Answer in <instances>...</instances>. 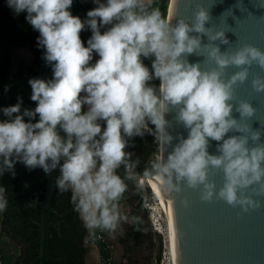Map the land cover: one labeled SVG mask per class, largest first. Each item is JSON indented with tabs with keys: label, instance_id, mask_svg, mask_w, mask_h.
Masks as SVG:
<instances>
[{
	"label": "clouds",
	"instance_id": "1",
	"mask_svg": "<svg viewBox=\"0 0 264 264\" xmlns=\"http://www.w3.org/2000/svg\"><path fill=\"white\" fill-rule=\"evenodd\" d=\"M6 2L15 15L26 13L39 33L37 47L52 77L29 79L34 108L23 107L22 97L0 108L6 117L0 120V175L15 176L17 162L46 175L59 169L55 188L71 193L85 228L114 232L126 219L118 202L127 185L117 170L129 166V142L150 125L162 154L145 175L166 192L186 184L200 189L203 201L215 198L244 211L259 206L247 190L264 194V142L248 123L256 108L237 100L236 88L253 64L264 69V50L247 44L222 51L229 40L224 29L206 26L211 17L202 4L191 18L172 22L152 0H93L86 19L72 14L73 0ZM86 29L91 36L85 45ZM191 55L204 59L190 62ZM233 66L238 70L226 74ZM251 85L264 93V76L253 77ZM170 112L186 137L169 131ZM217 173L223 174L219 187L211 179ZM6 191L0 187V212L7 208ZM147 220L154 225L148 214Z\"/></svg>",
	"mask_w": 264,
	"mask_h": 264
},
{
	"label": "water",
	"instance_id": "2",
	"mask_svg": "<svg viewBox=\"0 0 264 264\" xmlns=\"http://www.w3.org/2000/svg\"><path fill=\"white\" fill-rule=\"evenodd\" d=\"M261 3H264V0H168L166 18L172 22L181 17L191 18L196 5L202 4L208 8L211 17L206 26L224 29L229 40L228 45H220L222 51H231L247 44L264 50V7H260ZM203 59L202 56H189L190 62ZM237 70L234 66L229 67L226 74L230 75ZM48 72L49 65L41 58L35 77L48 79ZM257 75L264 76V69L253 64L249 69L248 80L237 86L236 97L237 100H248L256 108L248 123L254 130L261 131V141L264 142V93H257L251 85L253 77ZM233 114L239 118L238 113ZM166 118L173 122L169 131L174 137L187 136V130L175 122L174 112L168 113ZM175 143L174 139L173 144ZM209 151L215 153V141L210 143ZM161 154L159 146V155ZM164 154L166 156L167 152ZM55 173L56 170H53L47 174L42 199L41 261L44 257L47 212ZM140 178L137 184L147 198L149 186L145 181L154 177L141 175ZM211 179L215 180L219 187L223 182V174L217 173ZM156 192L164 205L168 220L172 264H264V194L256 195L251 188L248 189V194L259 201V206L244 211L240 206L234 207L215 198L203 201L200 189L189 188L186 184L179 192H166L156 179ZM185 201L188 202L187 206Z\"/></svg>",
	"mask_w": 264,
	"mask_h": 264
},
{
	"label": "trees",
	"instance_id": "3",
	"mask_svg": "<svg viewBox=\"0 0 264 264\" xmlns=\"http://www.w3.org/2000/svg\"><path fill=\"white\" fill-rule=\"evenodd\" d=\"M167 5L168 0H152V7L158 8L165 17ZM88 10H90L89 5L82 4L79 0H73L70 11L74 16L86 19ZM25 17L26 13L15 15L8 7L6 0H0V39L2 36L9 37L12 40V45L15 46L28 44L34 53V59L30 64H19L15 74L17 77L12 81H20L14 87L18 91V95L10 105L16 104L17 98L22 97L23 107L34 108L35 102L30 100L31 87L28 81L30 78H35L34 76L39 70L43 50L37 47L39 33L33 30ZM87 35L89 33L84 30L81 33V38ZM4 53L0 51V95L3 92L2 85L6 78L5 71H7L3 66L6 59ZM144 62L150 66V60ZM51 77L52 70L49 66L48 79ZM22 78L26 79L22 80ZM154 83L158 85L159 81H154ZM3 107L6 106L0 108ZM3 119L6 117L0 112V120ZM150 131L151 126L149 125L143 137L137 136L129 142V147L126 149L127 152H132L128 160L129 166L126 168L122 165L117 170L127 185L120 199L122 201L127 198L126 192L133 182L128 169L133 168L138 175H145L146 170L151 168L152 161L157 157L158 145L153 143L154 137L149 134ZM58 174L59 169H56L55 178ZM46 183L47 175L42 168L29 170L20 162L15 164V176L11 172L0 175V187L7 189L5 194L7 208L0 212L1 231L19 248V252L11 258L6 259L1 256L0 264H83V248L81 246L86 238H88V243L94 242L97 246L101 264H115L111 255V243L106 239L105 232L96 230L84 234L86 230L80 227L81 222L77 219L75 210L71 211L66 196L63 197L65 194L55 188V183L47 212L44 257L41 261L40 222ZM147 189L148 196H152L151 189L149 190L148 187ZM133 197L137 201L135 208L140 207L144 193L139 186L133 190ZM147 214L146 209L141 214L136 209L128 229L121 239V242H124L133 252L141 246L143 236L149 231L150 223L147 220ZM133 218L136 220L135 223H133ZM133 255L134 253L129 257L128 264L138 263L136 258H132ZM159 257L160 255L157 256V261ZM116 264H123V262Z\"/></svg>",
	"mask_w": 264,
	"mask_h": 264
},
{
	"label": "rangeland",
	"instance_id": "4",
	"mask_svg": "<svg viewBox=\"0 0 264 264\" xmlns=\"http://www.w3.org/2000/svg\"><path fill=\"white\" fill-rule=\"evenodd\" d=\"M153 143L158 145V143L154 140ZM130 174L133 182L126 193L127 196H132L131 190L137 188V181L141 180L140 176L134 173V171L131 170ZM147 186L149 185L147 184ZM150 192L152 193V196L147 197L143 208L148 211V219L150 216L154 225L152 226L150 223L148 233L143 236L142 244L138 249H135L133 256L138 260L137 264H172V253L167 237L168 225L166 214L153 189H151ZM129 204H134L133 199L129 201ZM118 207L122 217H126V219H122L120 221L114 232L104 231L106 239L111 243V255L112 260L115 263L126 260L127 248L125 243L121 242V239L131 222L130 216L132 213L131 207L129 205H125L124 200H120L118 202ZM154 227L158 228L160 232H157ZM157 234H159V236H157ZM18 252L19 248L12 243L4 233H2L0 225V257L4 256L6 259L11 258ZM158 255H160V257L157 261ZM85 258L88 264H101L100 256L97 253V246L94 242H89Z\"/></svg>",
	"mask_w": 264,
	"mask_h": 264
},
{
	"label": "flooded vegetation",
	"instance_id": "5",
	"mask_svg": "<svg viewBox=\"0 0 264 264\" xmlns=\"http://www.w3.org/2000/svg\"><path fill=\"white\" fill-rule=\"evenodd\" d=\"M79 1L82 4L89 5L90 9L96 7V5L93 2V0H79ZM86 31L89 33V35H87L86 37H84V36L82 37V40L84 41L85 45L87 44L88 38L91 36V31L89 29H86ZM102 31H103V29H102ZM12 44L13 43H12L11 38L6 37V36H2L1 37V39H0V51L5 52L4 54L6 56V59L4 60L3 66H4V68H6L5 70H7V71H5L6 78H5L4 83L2 85L3 92H2V95H0V107L9 106L12 103V100H14L17 97V95H18V91L14 87H15L16 83H19L20 81H16V80L14 82H12V81L14 79H16V77H17L15 74L18 71V68L20 66L19 64H21V63L30 64L33 61V59H34V53L32 52V50H31V48H30V46L28 44H24V45H21V46H15V45H12ZM0 58H1V54H0ZM96 59H98V56L94 55L92 62H95ZM36 74H35V76H36ZM23 79H26V78H22V80ZM130 154H132V152ZM131 170L134 171L133 168H129L128 169L129 172ZM134 173H135V171H134ZM139 176H141V175H139ZM135 189L136 188L131 190L132 196H127L126 195L127 198L124 200L125 205H129L131 207V212H132L131 216H130L131 220H132L133 212L136 211V209L139 210L140 214L143 213V211L145 210L143 208V205L145 204L146 199H147V198H145V195H144V198L142 200L141 206L138 207V208H135V205H136V202H137L135 200V198L133 197V190H135ZM64 194L65 195L63 197L66 196V199H67V201H68V203L70 205L71 211H73L74 210V206L71 203V199H70L71 198V193L70 192H65ZM131 197H132V199L134 201V204L130 205L129 201L132 200ZM76 217L81 222L80 227L84 228L86 230L84 234H86L87 232H90L88 229L85 228V226L82 223L81 219L79 218V214L77 212H76ZM127 229H128V227H127ZM126 230H125V232H126ZM87 239L88 238H86V240H84V242H83V244L81 246L83 248V252H82V262H83V264H88L86 262V258H85L86 251H87L88 245H89ZM126 248H127V255H126L127 257H126L125 261H122L123 264H128L129 257L131 256L132 253H134L132 250L128 249L127 246H126ZM97 253L99 255L98 249H97ZM132 258H134V256Z\"/></svg>",
	"mask_w": 264,
	"mask_h": 264
},
{
	"label": "bare ground",
	"instance_id": "6",
	"mask_svg": "<svg viewBox=\"0 0 264 264\" xmlns=\"http://www.w3.org/2000/svg\"><path fill=\"white\" fill-rule=\"evenodd\" d=\"M157 156H159V145H158ZM145 182L149 185L150 189H153V191L156 194L157 199L159 200L160 204L162 205V207L164 209V205H163L162 201L160 200V198H159V196L157 195V192H156V179L155 178H147ZM164 212H165V209H164ZM165 214H166V212H165ZM166 219H167V216H166ZM167 225H168V220H167ZM167 237H168V244L170 245V248H171V239H170L169 225L167 226Z\"/></svg>",
	"mask_w": 264,
	"mask_h": 264
}]
</instances>
